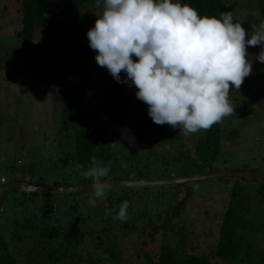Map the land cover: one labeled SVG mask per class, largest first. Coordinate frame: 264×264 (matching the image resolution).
Wrapping results in <instances>:
<instances>
[{
	"label": "trees",
	"instance_id": "16d2710c",
	"mask_svg": "<svg viewBox=\"0 0 264 264\" xmlns=\"http://www.w3.org/2000/svg\"><path fill=\"white\" fill-rule=\"evenodd\" d=\"M14 1L12 12L19 15L17 37L24 46L19 49L15 44L0 42L1 61H9L8 55L12 54L13 60H18L14 68L26 72L25 82L31 77L27 74L30 65L24 63L29 58L34 60L32 65L42 66L43 76L52 73V66L61 73L59 127L74 135L72 158L81 169L87 168L94 156L109 165L104 180L152 177L158 168L161 172L157 175L163 177L216 170L219 162L228 163L236 157L231 154L229 139L233 137L234 142L238 138L239 127L226 130L236 117L234 112L209 129L185 136L179 128L154 123L147 115V105L135 97L134 85L129 87L114 78L101 77V71L93 66L95 52L88 46L86 36L96 19L95 0ZM182 1L202 15L219 17L221 12H230L225 0ZM0 2L3 9H11V0ZM257 7L258 17L252 15L250 19L260 23L264 20V0H257ZM37 26L49 32L48 41L34 43ZM120 75L125 76L123 72ZM228 99L230 103L238 101L234 95L228 94ZM125 126L134 137V146L121 135ZM117 141L123 145L117 143L113 148L108 144ZM154 142L168 146L158 161L151 159ZM145 147L147 154L143 156ZM261 159L264 164V154ZM15 160L16 155L11 161ZM117 167L123 170H116ZM246 169L262 171L264 167L236 165L233 170ZM78 170L59 166L56 172L65 176L64 182L54 183L75 185L91 181ZM216 179L231 183L218 240L205 253L199 251L204 227L198 224L187 229L180 219L187 217V208L196 193L203 195L208 190L200 184L210 180L109 188L102 198L94 197V206L88 202L91 191H21V197L14 200L15 207L24 212L30 208L23 207L26 204L36 210L22 218L11 216V220H6L9 216L5 215L3 220L0 210V264H264V248L251 236L252 231L263 230L264 237V179ZM12 180L17 179L8 177V181ZM7 192L1 198L0 209ZM212 194L213 190L209 197ZM54 196L57 203L53 200L42 205L44 201L39 199ZM125 199L129 201L126 221H114L111 215H105L106 209L114 215ZM259 215L262 223L257 226Z\"/></svg>",
	"mask_w": 264,
	"mask_h": 264
},
{
	"label": "clouds",
	"instance_id": "9594fccd",
	"mask_svg": "<svg viewBox=\"0 0 264 264\" xmlns=\"http://www.w3.org/2000/svg\"><path fill=\"white\" fill-rule=\"evenodd\" d=\"M95 7L86 36L97 65L117 82L135 86V97L147 105L154 123L179 128L185 136L234 112L230 84L238 90L252 72L248 46H260L254 59L264 63V20L246 33L231 12L202 15L181 0H95ZM121 135L134 146L126 126ZM117 143L122 144H108ZM109 171L93 156L82 172L91 180L90 205L104 196ZM128 204L125 199L114 215L107 209L105 215L126 221Z\"/></svg>",
	"mask_w": 264,
	"mask_h": 264
},
{
	"label": "rangeland",
	"instance_id": "374dc122",
	"mask_svg": "<svg viewBox=\"0 0 264 264\" xmlns=\"http://www.w3.org/2000/svg\"><path fill=\"white\" fill-rule=\"evenodd\" d=\"M225 1L233 19L236 22H241L246 33L254 31L255 26H258L259 23H255V20H252L253 17L251 19L250 17L252 15L258 17L257 0ZM11 2L10 10L3 9L1 7L3 4L0 2V42L5 45L15 44L19 49H23L24 41L17 37L19 15L12 12L14 11L13 5L16 4L14 0ZM34 35V43L38 40L48 41L50 38L49 32L40 26L35 28ZM259 51V45L247 47L249 58H252L253 61L252 72L244 78L238 90L232 89L230 84L229 95L238 97V101L235 100L231 103L236 117L231 124H227L226 130L239 127L238 138L234 142L231 141L233 137L229 139L231 154L236 157L231 158L228 163L219 162L218 169H234L236 165L264 167L261 159L264 154V63L254 59L255 54ZM19 53L23 54V50ZM21 56L18 54L17 57L24 60ZM8 58L9 61L4 62L0 57V182H7L9 177V179L16 178L35 185L55 184V181L63 183L62 178L65 176L57 175L56 172V168L59 166L79 169L78 171L82 173L87 168L81 169L82 167L72 158L75 150L74 135L59 127L61 113L57 102L61 92L58 84L61 73L52 66V73L43 76L42 66L32 65L34 60L29 58L27 62L24 60V63L30 65L27 74L31 77L30 81L25 82L26 72H18V69L14 68L15 62L18 60L14 61L12 54L8 55ZM10 60L12 61L10 62ZM19 62L21 63V61ZM93 66L101 71L102 78L109 80L113 78L107 69L97 65L95 60ZM42 78L45 80L42 81ZM146 148L143 156L147 154ZM165 148L168 146L154 142V154L151 159L158 161L163 156ZM61 149L64 152L60 154ZM14 155H16V160L11 161ZM55 163L58 164L55 165ZM116 170L123 169L117 167ZM160 170L161 168H158L156 172H161ZM156 172L151 176L159 177ZM3 177L5 182L2 181ZM230 183L215 179L200 184L202 188L208 187V190L203 192V195L196 193L187 208V217L180 219V224L187 229L191 225L195 227L198 224L204 227L199 249L203 253L214 246L218 240L221 216L227 203ZM213 184L214 186H211ZM212 190L213 194L209 197ZM21 191L25 190L11 189L7 192V198L4 199L0 209L3 213L1 215L3 220H5L3 215L9 216L6 220H11V216L15 215L22 218L23 214H29L32 209H35L24 204L23 207L31 209L27 208L22 212V208L15 207L14 200L19 196V193H22ZM56 198L54 196L53 198L40 197L39 199L44 201L42 205H46L53 200V203H57L55 202ZM55 207L57 208L56 205ZM14 210L16 211L14 212ZM261 223L262 217L259 215L256 218V224L258 226ZM262 233L263 230H254L251 233L261 249L264 248Z\"/></svg>",
	"mask_w": 264,
	"mask_h": 264
},
{
	"label": "water",
	"instance_id": "95a60500",
	"mask_svg": "<svg viewBox=\"0 0 264 264\" xmlns=\"http://www.w3.org/2000/svg\"><path fill=\"white\" fill-rule=\"evenodd\" d=\"M256 178L264 179V170H233V169H216L207 172L187 174V175H172L164 177H131L119 179L104 180L109 188H126L137 186H153V185H177L195 183L204 180H212L216 178ZM11 189H20L34 193H52L64 194L77 191H91V181L79 183L75 185H59L45 184L35 185L20 180H12L0 186V201L1 198Z\"/></svg>",
	"mask_w": 264,
	"mask_h": 264
},
{
	"label": "built area",
	"instance_id": "2783aa9c",
	"mask_svg": "<svg viewBox=\"0 0 264 264\" xmlns=\"http://www.w3.org/2000/svg\"><path fill=\"white\" fill-rule=\"evenodd\" d=\"M2 181L5 182V178H2Z\"/></svg>",
	"mask_w": 264,
	"mask_h": 264
}]
</instances>
